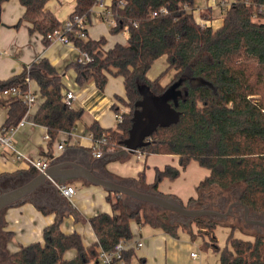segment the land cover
I'll return each instance as SVG.
<instances>
[{
	"label": "trees",
	"instance_id": "16d2710c",
	"mask_svg": "<svg viewBox=\"0 0 264 264\" xmlns=\"http://www.w3.org/2000/svg\"><path fill=\"white\" fill-rule=\"evenodd\" d=\"M3 1L6 0H0V5ZM18 1L25 10L16 26L25 21L28 30L39 32L43 43L48 44L50 40L46 35L62 22L45 8L47 0ZM117 1L114 0L112 8L119 22L109 31L115 34L122 25H127L124 43L116 42L105 49L104 37L91 39L68 34L74 45L92 58L86 65L71 64L76 71L77 84L92 80L101 90L107 75L123 79L124 97L118 99L125 102L128 110L121 113L122 120L115 128H103L93 121L89 126L93 140L105 137L106 143L101 144V148L119 149L131 125L134 102L140 98L137 86L147 84L153 93L160 94L180 78L182 95L176 106L178 120L168 126H158L148 143L138 148L143 154H176L179 168L171 165L155 168L154 180L146 184V188L162 194L157 190L159 181L164 177L176 178L181 169L195 160L209 171L197 184L196 196H190L183 203L175 195H165L194 208H217L218 203L225 206L238 200L250 213L264 216V11H256L259 6L264 7V0H232L221 8L223 19L216 28L211 24L210 6L199 10V20L195 18L194 0H124L123 6ZM92 3L93 0H75L70 15H88ZM161 7L167 12L152 15ZM254 14L258 20L254 19ZM133 22L137 26H133ZM160 56H165L166 68L149 79L148 70ZM168 70L173 71L171 79L161 83ZM31 80L37 84L42 98L33 113V121L46 127L50 144L59 132L74 129L83 109L62 101L60 75L48 59L37 58L20 74L0 80V105L7 107L2 126L17 124L27 109L18 96H2L3 90L15 86L26 91ZM133 182L143 184L144 174ZM126 198L119 194L111 201L112 214L101 212L89 218L96 241L87 246L77 232L62 231V215H56L53 222L43 228L42 242L20 245L13 252L5 247L11 233L0 225V264H98L100 250H113L120 239L132 238L131 221L150 225L171 236H177L181 228L190 238L198 234L192 229L194 224L196 229L207 231L203 236L209 234L203 244L218 252L220 264H264V231L246 230L249 225L242 220L231 224L225 246L219 248L211 237L215 225L221 223L219 220L202 216L185 224L175 218V213L146 202L131 207ZM147 207L153 212H148ZM223 224L228 226L225 221ZM237 225L250 231L253 238L234 237L233 228ZM68 250L74 251L72 257L65 256ZM133 256V249L123 252L127 264H131ZM135 264H145V261L139 259Z\"/></svg>",
	"mask_w": 264,
	"mask_h": 264
},
{
	"label": "crops",
	"instance_id": "0c3cea01",
	"mask_svg": "<svg viewBox=\"0 0 264 264\" xmlns=\"http://www.w3.org/2000/svg\"><path fill=\"white\" fill-rule=\"evenodd\" d=\"M47 2L45 8L60 22L70 16L75 5V0ZM24 10L18 0H6L0 5V80L20 74L37 58H46L60 75L63 84L62 93L71 90L75 95L71 106L82 108L83 113L74 126L73 135L69 136L70 133L61 131L49 144L43 137L47 132L46 127L31 123L33 113L42 100L36 97L27 115L28 122L16 130L13 143L16 149L24 154L34 157L48 156L50 163L53 160L55 168L51 176H47L31 189L22 188L39 172L24 160L16 159L13 152L0 148V194L11 190H17L18 193L17 197L0 211V225L4 231L11 233L5 247L9 252H13L20 245L42 242L43 228L51 224L56 215H62L60 225L62 231L77 232L83 244L87 246L96 241L89 218L101 212L112 214L111 201L119 197V194L107 191L102 186L83 178L75 169V164L93 167L98 176L131 186L135 185L138 189H148L145 185L153 182L155 168L162 169L165 165L179 168L178 156L150 153L137 157V154L133 152L126 157L106 162L99 159L102 153L94 156V141L88 136L89 126L96 121L103 128H115L116 116L126 111L122 101L118 99V97H124L123 79L121 76L109 74L101 90L92 80L83 85L77 84L76 71L71 64L76 63L80 54L79 48L60 40H50L48 44H44L42 35L37 31H29L25 21L16 26ZM211 16L212 26L214 28L220 26L223 17L220 18L216 8L215 11L211 10ZM94 22L96 23L92 22L87 28L86 38L104 37L106 43L103 48L105 49L116 42L126 41L127 35L120 38L116 36L117 33H110L103 21V24ZM163 57L165 59V56ZM164 61L166 63V59ZM162 65L166 66V64ZM147 77L151 78L148 73ZM28 90L35 95L38 93V86L33 80L28 81ZM5 95L7 94L2 93V96ZM6 114L7 107L0 105V125L4 122ZM61 142L63 146L58 148ZM208 172L207 168L191 160L184 169L180 170L176 178H162L157 185V190L162 194L175 195L184 203L190 196H196V186ZM141 173L144 174V183L134 184L133 181L138 180ZM185 174L188 176L185 177ZM56 184L72 185L74 193L70 197L64 196L59 192ZM126 199L128 200L129 197ZM130 229L132 238L142 242L140 246L133 248L134 256L131 264L137 263L139 259H144L145 264H220L218 255L210 256L209 254L208 256L201 254L197 257L187 254V258L182 260L181 251L188 250L193 244L194 238L190 236L189 238L179 234L171 236L160 229L147 224L139 225L135 221L130 222ZM190 252L193 251L190 250ZM73 255V250H68L65 254L67 258Z\"/></svg>",
	"mask_w": 264,
	"mask_h": 264
},
{
	"label": "water",
	"instance_id": "95a60500",
	"mask_svg": "<svg viewBox=\"0 0 264 264\" xmlns=\"http://www.w3.org/2000/svg\"><path fill=\"white\" fill-rule=\"evenodd\" d=\"M180 83V78L173 81L160 94L153 93L147 84L138 85L137 91L140 94V98L134 102V110L127 137L121 141V147L117 150L107 151L103 147V152L99 159L106 162L111 159L126 157L128 154L146 145L148 138L158 126L163 127L175 123L179 117V112L176 110L177 101L178 97L182 95V90L179 88ZM52 161L43 172L36 174L22 189H31L35 184L45 180L47 176H51L55 168ZM75 166L79 175L91 183L100 185L107 191L123 194L140 203L146 202L160 209L173 212L179 216L177 220L185 222V224H189L192 219L202 216L210 219L215 217L226 218L234 206H239L243 209V216L248 224L253 225L257 231L264 230V216L250 213L249 208L238 200L230 202L224 211L206 206L198 208L186 207L173 196L153 192L149 188L138 189L107 177L98 176L93 167H84L79 164H75ZM17 194V190L1 193L0 211L10 204L17 197Z\"/></svg>",
	"mask_w": 264,
	"mask_h": 264
},
{
	"label": "built area",
	"instance_id": "2783aa9c",
	"mask_svg": "<svg viewBox=\"0 0 264 264\" xmlns=\"http://www.w3.org/2000/svg\"><path fill=\"white\" fill-rule=\"evenodd\" d=\"M232 0H217V3H215V7L218 9L227 7ZM114 0H93L92 5L89 8L88 15H79V14H72L70 15L66 20H64L60 27L53 30V32L48 33L46 37L49 40H60L61 42L65 44H74L73 41L68 37L69 33H73L74 36L79 38H86L87 35V28L91 25L94 21H103L105 23L110 24L111 26H116L119 22V16L115 12V10L112 8ZM120 6H123L125 4L124 0H118L117 1ZM258 13L264 11V7L259 6V8L256 9ZM167 10L164 7H161L158 11L152 12V15H157L158 13H166ZM254 19L258 20V16L254 14ZM120 24L122 25V21L120 20ZM133 26H137L136 22L132 23ZM123 31H128L127 25H122ZM92 60L90 54L86 51H81L80 54L76 60L77 63H80L82 65H86L88 62ZM4 94H12L16 95L19 98H21L22 103H24L27 106V109L22 116V118L18 121L17 124L11 125L8 127H4L0 125V148L6 149L8 151L13 152L14 157L16 159H22L24 160L28 165L34 167L38 172H43L45 168L50 163V158L48 156H31L24 154L23 152L16 149L14 143H13V135L16 132V130L28 122L27 115L29 113V110L31 106L36 101V95L29 91L28 89L26 91H22L20 88L12 86L10 88H7L3 90ZM75 97L74 93L71 90H67L63 92L62 101L66 104L71 106L72 105V99ZM117 122H120L122 120L121 114H118L116 116ZM31 123H35L32 121ZM71 130L69 136L73 135ZM69 136L67 137L69 139ZM88 136L93 139L92 133L89 132ZM44 139L48 140L49 135L46 132L43 136ZM75 141V138H74ZM94 141V156H99L103 148H101V144H105V137L93 140ZM63 142L58 144V148H62ZM106 150H112L107 147H105ZM137 154V157H141L144 154L141 151L135 150L134 151ZM57 189L60 193H62L64 196L70 197L74 193V187L69 184H56ZM142 244L141 240L139 239H120L114 246L113 250L110 251H103L100 250L97 258L98 264H127L126 261L123 258V252L128 249H133L136 246H140ZM190 255L192 257H197V253L190 252Z\"/></svg>",
	"mask_w": 264,
	"mask_h": 264
},
{
	"label": "rangeland",
	"instance_id": "374dc122",
	"mask_svg": "<svg viewBox=\"0 0 264 264\" xmlns=\"http://www.w3.org/2000/svg\"><path fill=\"white\" fill-rule=\"evenodd\" d=\"M47 1L49 2L51 0H47ZM62 1L64 2L66 0H62ZM215 3H217V0H194V5L196 8L193 9V13H194L195 18L197 20L200 19V17H199L200 11L199 10L202 9L201 7L204 5H206L207 7L210 6L211 10L215 11V8H216L214 5ZM216 9L219 11L220 18L223 17L224 10L218 9V8H216ZM97 22L101 23L102 21H97ZM93 23H96V22H93ZM102 24H103V22H102ZM104 24H105L106 28L108 30H110L111 25L108 23H105V22H104ZM126 35H127L126 31L120 30L117 32L116 36H118L120 38H122V37L124 38ZM164 60H165L164 57L160 56L158 59H156L152 63V65L150 66V68L148 70V76L151 77L150 79H154L163 70H165L166 66L162 65V64H164V65L166 64ZM172 73H173L172 70H168L164 74V76L162 77L161 81L163 83L165 81L166 82L169 81L171 79ZM36 97H37V99H41V96L38 93H36ZM121 103L125 107V110H128V106L125 104V102L124 103L121 102ZM184 176L187 177L188 175L185 174ZM127 201H128L129 206H131V207H135L139 204V202L137 200H134L132 198H129ZM227 206H228V204H226L221 210H223V211L226 210ZM146 210L148 212H153V210H151L150 207H147ZM178 217H179L178 215L175 216V218H178ZM215 219L219 220V222H221V223H218L215 225V227L213 228V231H211V237L216 240V243L219 246V248H223L225 246L226 237L231 230L230 229L231 224H233L236 221H240V222L243 221L244 223L248 224L245 221L244 216H243V211H242V209H240L239 206H234L226 218L215 217ZM172 221H173V219H172ZM224 221L228 224V226L223 224ZM248 225H249V227L245 228L246 230H249V228L251 229V231H253L254 229L256 230V228L253 225H250V224H248ZM195 228H196L195 225L192 224L193 231L195 232V230H196L198 234H196V236H194V239H192L193 244L191 245V247L188 250L181 251V257L180 258L182 260H185L187 258V254H188V256H190V254H189L190 250L197 253L198 256L201 254H205L206 256H208V254L210 256H212V255L217 256L218 252L213 250L212 247H210V248L203 247V245H204L203 241L209 239L208 233L205 236H203L204 233L207 231L204 229L198 230V228L197 229H195ZM263 231L264 230L262 229L261 231H258V232H263ZM178 234H179V236H187L189 238L188 232L186 230H182L181 228L178 229ZM251 234L252 233H250V231L246 232L243 229H241L238 225L233 228V236L236 238H241L244 240H251L253 238V236Z\"/></svg>",
	"mask_w": 264,
	"mask_h": 264
},
{
	"label": "flooded vegetation",
	"instance_id": "af4514ba",
	"mask_svg": "<svg viewBox=\"0 0 264 264\" xmlns=\"http://www.w3.org/2000/svg\"><path fill=\"white\" fill-rule=\"evenodd\" d=\"M223 207H224V206H223L222 204H219V203H218V205H217V208H218V209H222ZM175 215H177V214H175Z\"/></svg>",
	"mask_w": 264,
	"mask_h": 264
}]
</instances>
